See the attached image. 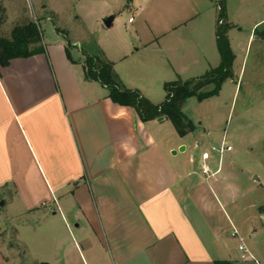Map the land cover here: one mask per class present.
Wrapping results in <instances>:
<instances>
[{"label": "crops", "instance_id": "obj_1", "mask_svg": "<svg viewBox=\"0 0 264 264\" xmlns=\"http://www.w3.org/2000/svg\"><path fill=\"white\" fill-rule=\"evenodd\" d=\"M0 1L7 15H15L10 0ZM50 1L29 0L25 16L33 15L30 21L36 19L39 27L38 18L53 20L61 10ZM70 1L75 2L73 14L90 30L106 26L110 15L115 24L123 7L122 0ZM128 1L144 15L140 29L151 32L140 38L141 46L152 47L158 59H127L131 49L126 44L125 52L113 56L99 41L86 42V49L74 55L72 46L80 44L65 35L44 39L45 52L0 65V200L20 207L14 222L24 214L42 219L37 241L42 250L51 248L52 258L43 251L40 262L74 264L73 252L79 264H264V233L257 229L247 243L255 261L237 259L235 248L236 239L245 240L246 225L257 218L242 217L257 202L241 205L240 200L264 188L258 158L239 165L229 157L218 174L206 177L197 144L189 147L170 119L144 121L132 106L113 101L99 81L87 80L83 69L88 55H104L125 86L162 103L152 93L158 85L165 89L182 63L195 60L200 69L206 60V72L220 64L221 57L218 65L208 59L204 46L206 32L216 41L220 0ZM225 5L232 24L229 39L237 26L233 15L242 14L255 16L248 45L256 36L264 40L258 34L264 30V0H225ZM183 28L197 39L188 49L181 41L185 59L174 66L173 59H162L167 48L161 38ZM212 179L214 186L208 182Z\"/></svg>", "mask_w": 264, "mask_h": 264}, {"label": "rangeland", "instance_id": "obj_2", "mask_svg": "<svg viewBox=\"0 0 264 264\" xmlns=\"http://www.w3.org/2000/svg\"><path fill=\"white\" fill-rule=\"evenodd\" d=\"M47 1L52 2L50 0ZM10 2L11 9L15 12V15L14 13L7 15V9L3 6V1H0V38L6 40H12L13 31L16 27L25 25L31 18L34 19L33 15L32 17L25 16L24 12L26 10H23L25 6L31 9L29 0H10ZM55 2L61 10V15H57L53 20L38 18L41 25V40L30 42L28 44L29 49L44 46V39L46 42H52L59 36L65 38V35H67L72 44L75 40L80 44L78 47L72 46L71 50L74 55L77 54L79 48L83 47L86 49V42L96 43L97 45L99 41L100 45L106 47L113 56H116L120 50H122V53L125 52L127 50L125 48L126 44L131 49L127 59H141L142 61L144 59L159 58V56L155 55L156 52L152 50V47L145 49L141 46L140 38H149L151 32L140 29L139 25L144 20V15H142L139 8L136 9L138 6L136 3L134 7H131L127 5L128 0H122L123 7L116 11L117 20L115 24L109 27L103 26L100 30H90L79 22L76 14H73L75 11V4L73 3L75 2L70 0H56ZM130 17H133L132 21L134 22L129 21ZM203 18L204 16L201 19ZM233 18L237 24L230 33V40L235 54L234 76L223 83L219 94L203 100L192 96L186 101L183 105V111L192 120L195 129L186 134L185 140L188 142L189 147L197 144L198 148H195V152L198 156H202L204 150L211 154L209 163L214 170L218 166L220 154L212 148V145L219 148L225 139L226 143L231 144L234 149L224 154L223 162H228L234 156L236 157V163L242 165L244 161L250 163L252 162L251 159L258 158V163L262 165L259 166L257 164L259 171L256 172L264 179V40L256 36L255 40H252L253 42L251 41L248 45L252 20L255 16L234 14ZM34 21L37 22L36 19ZM212 34L209 37L207 32L204 33L206 37L204 46L207 50L208 59H214V64L218 65L220 55ZM174 35H177V38ZM174 35L169 34L167 37L161 38V44L167 48L166 56L162 57V59H173L174 62L177 59L176 63L172 62L174 66H180L178 64L181 59H185L183 58L185 50L179 47L181 41H185L186 45L183 46L188 49L195 38L191 39L189 37L191 35L186 28L179 30ZM174 44L177 45L176 49L174 47L170 48ZM138 47L140 48L139 50L136 49ZM203 58L202 56L199 59ZM186 59L191 60L192 58L188 56ZM192 61L195 60H191L188 64L182 63V69H177V72L172 70L168 80L174 81L180 78L186 80L206 72V67L208 66L206 60L200 69L196 68ZM139 81H142V78H139ZM236 87L238 88L237 91ZM211 88L212 86L210 85L204 91H208ZM165 93L164 86L158 85L155 87L151 97L155 102H161L165 100ZM209 142H212V145H209ZM257 155L259 157H256ZM260 158L262 159L260 160ZM222 176L223 173L218 175V177ZM213 180L208 181L211 186H214ZM249 184L247 180L244 182L245 187ZM241 185L243 187L242 183ZM251 185H253V181ZM253 200L257 202V207L248 208L244 216H242L247 217L252 214L257 216L251 224L246 225V234H242L245 238L246 246L247 243L251 242L248 234L250 232V234H253L254 229H257L259 233H264V215L260 216V208L264 206V188L244 196L240 203L241 205H248ZM2 201L4 199L0 200V264L1 262H4V264H36L40 262L43 251L46 253L45 256L52 258L51 248L45 247L42 250L43 246H39L37 241V226L41 224L42 219L37 217L36 213L31 215L24 214L22 216L24 218L21 217L20 219L25 224L20 223V220L14 222L13 216L20 212V207L10 202L7 205H2ZM240 243V239H236L237 259H242L243 251L239 249ZM67 247H69L68 244ZM247 248L249 249V247ZM60 254H62L61 250ZM71 260L74 261V264H79L77 263L79 261L76 253L72 252Z\"/></svg>", "mask_w": 264, "mask_h": 264}, {"label": "trees", "instance_id": "obj_3", "mask_svg": "<svg viewBox=\"0 0 264 264\" xmlns=\"http://www.w3.org/2000/svg\"><path fill=\"white\" fill-rule=\"evenodd\" d=\"M220 9L216 25V41L220 53V64L201 76L190 79H177L165 84L166 98L160 104L151 102L138 89L125 86L119 74L115 71L113 62L104 55H88L83 69L87 80L99 81L108 88L113 101L135 108L140 117L150 120L160 116L170 119L181 136L195 129L192 120L184 113L183 105L196 96L199 100L219 94L223 83L234 76L233 64L235 54L229 39L232 24L227 21L225 0H220ZM264 39V30L259 33ZM41 40V30L37 22L29 21L16 27L12 40L0 38V65L5 66L15 57H28L38 52H45V46L29 49L28 44ZM208 91L204 89L208 86ZM216 264H234L226 260H218Z\"/></svg>", "mask_w": 264, "mask_h": 264}, {"label": "built area", "instance_id": "obj_4", "mask_svg": "<svg viewBox=\"0 0 264 264\" xmlns=\"http://www.w3.org/2000/svg\"><path fill=\"white\" fill-rule=\"evenodd\" d=\"M219 9H220V5H219ZM132 20H133V17L130 18V21H132ZM232 149H233L232 145L227 144L225 139L222 141V144L219 148L218 147L215 148V150L217 152H219V154H220L219 165H218V169L216 171H213L211 164L209 163V159L211 158V154L208 151L203 152L201 162H200V168H201L202 173L206 177H211V176L218 174L221 171L224 154L227 151H231ZM233 234L238 235V231L235 230ZM239 249L241 251H243L242 252V259H244V260L252 259L255 261L254 255L249 251V249L247 248V246L245 245L243 240L241 241V243L239 245Z\"/></svg>", "mask_w": 264, "mask_h": 264}, {"label": "water", "instance_id": "obj_5", "mask_svg": "<svg viewBox=\"0 0 264 264\" xmlns=\"http://www.w3.org/2000/svg\"><path fill=\"white\" fill-rule=\"evenodd\" d=\"M114 18H115V15H110V16L106 17L104 19L105 25L108 26V27L111 26L112 23H113ZM159 119L162 120L163 119V116H161ZM181 150H184V147H182ZM1 204L4 205V201H2ZM39 264H49V263H47V262H40Z\"/></svg>", "mask_w": 264, "mask_h": 264}]
</instances>
